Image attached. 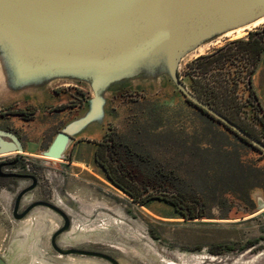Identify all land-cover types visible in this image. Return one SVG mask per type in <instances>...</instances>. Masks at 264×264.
Instances as JSON below:
<instances>
[{"label": "rangeland", "instance_id": "1", "mask_svg": "<svg viewBox=\"0 0 264 264\" xmlns=\"http://www.w3.org/2000/svg\"><path fill=\"white\" fill-rule=\"evenodd\" d=\"M263 26L264 23L250 27L241 37L233 34L219 37L183 59L181 72L197 56L213 53L231 41L245 39L248 32ZM251 82L264 110V51ZM128 91H143L150 97L173 94L167 87ZM114 95L91 122L78 125L73 139L87 141L99 137L104 123L110 118L108 104ZM49 98L50 94H43L40 102L32 103H43ZM23 102L6 107L17 103L22 105ZM136 111L140 113L139 108L131 112ZM83 112L84 108L73 119H79ZM192 115L190 132L195 131L199 119L194 113ZM204 119L199 121L205 124ZM22 124L23 121L16 119L6 125L20 132L22 127L24 130ZM182 124V127L176 126L179 134L168 121L159 123V126L156 123L150 126L151 129L142 130L141 140H135L137 137L132 131L129 134L127 129L124 131L132 142L138 143L139 150L170 166L176 165L177 174L189 185V192L199 191L205 195L210 219H185L171 205L158 200L146 205L132 202L94 162L95 146L92 144L77 145L70 161L23 152L2 155L0 160L22 154L31 164L30 171L37 180L36 187L23 196L19 212L36 201H45L66 213L70 228L56 237V245L61 249L98 252L120 264H264V207L257 210V207H247L239 202L238 198L249 201L247 188L230 196L226 192L243 187L246 179L252 177L245 175L253 170L252 166L249 168V165L240 163L235 153L223 147L224 144H233L227 140L223 145L220 143L218 138L222 135L218 125L205 124L196 133L199 139H194L187 138L185 132L189 125ZM117 126L120 127V122ZM27 129L35 133L39 129L38 122L28 123ZM155 139L167 147L174 159ZM29 183L0 178V257L6 264H111L94 256L58 254L51 246V237L61 228L63 219L46 207H35L24 218L14 219L15 198ZM251 193L253 199H259L257 205L264 203V194L260 190ZM249 241H255V245L244 247ZM225 247H231L233 251L222 252Z\"/></svg>", "mask_w": 264, "mask_h": 264}, {"label": "water", "instance_id": "2", "mask_svg": "<svg viewBox=\"0 0 264 264\" xmlns=\"http://www.w3.org/2000/svg\"><path fill=\"white\" fill-rule=\"evenodd\" d=\"M264 18V0H0V110L28 101L40 102L58 85L81 86L88 92L84 114L66 123L44 150L40 142L22 144L12 131L0 129V155L38 152L63 160L80 124H88L115 93L169 88L264 150L214 109L188 92L180 81V63L222 36ZM252 27V26H251ZM230 33V34H229ZM14 201L12 216L20 220L35 207H46L63 219L51 237L60 255L110 256L74 248L61 249L56 237L70 219L52 203L36 201L19 212L23 196L36 187L33 176ZM264 203L257 205V210ZM0 264H6L0 257Z\"/></svg>", "mask_w": 264, "mask_h": 264}, {"label": "flooded vegetation", "instance_id": "3", "mask_svg": "<svg viewBox=\"0 0 264 264\" xmlns=\"http://www.w3.org/2000/svg\"><path fill=\"white\" fill-rule=\"evenodd\" d=\"M189 78L190 76L187 70H183L180 74V81L188 92L195 96L190 91L191 79ZM87 97L88 93L80 87L68 84L59 85L51 90L50 98L46 102L33 104L28 101H24L21 103L22 105L17 103L15 106H9L1 109L0 129L15 133L23 145H25L27 141L40 142L39 150H44L50 144L53 136L57 132H60L67 122L80 113L84 107ZM241 97L244 104L241 114L234 111L235 109H229L228 107L222 108V110L233 113L234 118L232 119L225 117L217 111L216 112L239 128L242 132L264 146V130H262L263 127L257 122L254 115L255 109L253 104L255 101L252 97H249L247 91L245 90H241ZM135 108L140 109L139 114L137 111L135 113L131 112L134 111ZM128 111L131 113H128ZM122 112H125V114L122 115ZM193 113L195 114V118L198 117L199 119L201 118V120L204 119L202 117L204 116L206 118L204 119L206 121V125H218L222 135L221 138H218L220 143L223 145V142L227 140L233 144V146L224 144L223 147L235 153V156L239 159L240 163H243L246 166L249 165V168L252 166L253 170L247 171V174L245 173L248 177L249 175H252V177L250 179H246L244 186L239 190L232 191L228 189L226 192L228 193L227 195L230 196L233 192H240L244 188H247L249 192V201H245L241 198H238V200L247 207L252 205L256 208L259 203V199H253L252 196L254 197V195L251 192L260 190L264 194V150L253 144L248 138L234 131L228 125L212 117L201 107L189 100L183 92H175L171 95H167V97H150L145 95L143 91L130 92L128 90H123L118 92L108 104V116L110 118L104 123L102 133L99 137L97 139L87 141L82 139H73V142L64 152L63 160L70 161L75 147L82 143H88L95 146L93 156L94 162L96 163V160L107 162L112 158L111 152L113 147L125 150L129 144L138 146V143L135 142V140L143 138V129L147 127L150 128V126L156 123L157 125L159 123L166 124L167 121L176 132L178 125L181 126L180 123H183L182 125L184 126L189 125L185 132L188 134L187 138L192 137L194 139H199L196 136V133L198 129L202 128L205 124L201 123L199 119H197V126L195 129L193 128L195 131L190 132V121ZM141 116H144V118L141 119ZM16 119L23 121L22 125H24V130L22 127V131L19 132L18 130L12 128V126L6 125L9 122L16 121ZM34 121L39 124V129H37L35 133L30 131L31 129H27L28 123H32ZM119 122L120 127L117 126V123ZM124 129H127L128 134L132 131V135H135L137 139L132 142V139L129 138V135L125 133ZM152 130L155 131L154 129ZM177 133L181 134L179 131ZM144 138L152 141L150 138ZM155 141L167 151L172 159H174L173 154L160 140L155 139ZM21 155L22 154H19L18 157L14 156L12 158L0 160V178L17 179L14 177H7L5 176L6 174L33 176V173L30 171L31 164ZM156 161L167 165L169 168L174 169L177 173L176 165L170 166L158 159H156ZM246 170L244 172H246ZM179 176L183 178L181 175ZM19 180H23L25 182L30 181L28 186L32 183L31 179L28 178ZM254 245L255 241H249L244 245V247H252Z\"/></svg>", "mask_w": 264, "mask_h": 264}, {"label": "trees", "instance_id": "4", "mask_svg": "<svg viewBox=\"0 0 264 264\" xmlns=\"http://www.w3.org/2000/svg\"><path fill=\"white\" fill-rule=\"evenodd\" d=\"M264 51V26L248 32L213 53L197 56L186 64L191 79L190 91L201 101L227 118H234L228 107L242 113L241 90L247 91L255 103V118L264 130V110L252 88L251 77ZM181 74V73H180ZM111 160H96L108 180L132 202L146 205L158 200L171 205L185 219H210L203 193L189 192V185L174 169L158 163L137 146L125 150L115 148ZM233 251L225 247L222 252Z\"/></svg>", "mask_w": 264, "mask_h": 264}, {"label": "bare ground", "instance_id": "5", "mask_svg": "<svg viewBox=\"0 0 264 264\" xmlns=\"http://www.w3.org/2000/svg\"><path fill=\"white\" fill-rule=\"evenodd\" d=\"M261 23H264V18H263V19H260L259 21L255 22V23H253L251 26L254 27V26H257V25H259V24H261ZM251 26H250V27H251ZM254 28H255V27H254ZM247 29H249V27H246V28H240V29H238V30L232 32V34H233V36H235V37H241L242 35H244V34L246 33L245 30H247ZM229 34H230V33H229ZM230 35H231V34H230Z\"/></svg>", "mask_w": 264, "mask_h": 264}, {"label": "crops", "instance_id": "6", "mask_svg": "<svg viewBox=\"0 0 264 264\" xmlns=\"http://www.w3.org/2000/svg\"><path fill=\"white\" fill-rule=\"evenodd\" d=\"M23 153L30 154V155H36V156L38 155L39 157H41V155L38 152H35V153L23 152ZM10 154H13V153H10ZM4 155H9V154H4ZM0 156H2V155H0Z\"/></svg>", "mask_w": 264, "mask_h": 264}]
</instances>
